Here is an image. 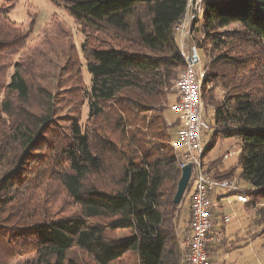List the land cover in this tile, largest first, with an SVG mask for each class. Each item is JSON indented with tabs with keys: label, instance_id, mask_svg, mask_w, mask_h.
I'll use <instances>...</instances> for the list:
<instances>
[{
	"label": "trees",
	"instance_id": "1",
	"mask_svg": "<svg viewBox=\"0 0 264 264\" xmlns=\"http://www.w3.org/2000/svg\"><path fill=\"white\" fill-rule=\"evenodd\" d=\"M51 1L82 29L100 33L105 46L81 45L89 88L66 86V78L53 89L51 77H31L24 60L13 64L5 82L3 55L24 36L0 21V264L25 253L34 258L24 264H76L68 259L75 247L90 264H114L131 251L137 264H183L178 216L186 193L179 204L173 202L181 171L172 145L179 120H167L165 112L187 65L176 27L189 0ZM201 4L194 31L200 29L211 43L220 40L213 30L234 23L264 37V0ZM245 44L224 42V51L242 55ZM195 46L205 52L202 41ZM224 56L219 53L203 68L206 104L213 82L228 79L219 71L235 58ZM69 69L77 76L78 61ZM235 73L229 75L235 83L229 94L214 105L209 98L215 131L202 159L218 137H239L238 181L246 183L245 205L251 209L264 202V80ZM85 98L88 117L82 126ZM224 155L206 170L216 178H235L234 166L219 168ZM34 192L46 201L39 209ZM54 196L68 198L77 213L51 216L45 204ZM190 200L191 195L184 208L188 221ZM255 219L264 240V207L256 208Z\"/></svg>",
	"mask_w": 264,
	"mask_h": 264
},
{
	"label": "rangeland",
	"instance_id": "2",
	"mask_svg": "<svg viewBox=\"0 0 264 264\" xmlns=\"http://www.w3.org/2000/svg\"><path fill=\"white\" fill-rule=\"evenodd\" d=\"M201 0H189L186 18L190 16L189 26L185 27L184 33L181 36L195 45L196 42L202 41L204 51H199L200 61L196 64L197 70L207 68V64L211 60H215L217 55L234 56L231 61L232 65L223 63L219 73L228 74V79L213 82L210 86L211 90L206 93L207 102L203 98L201 121L202 127L200 130V143L203 148L207 147L212 140L215 125H214V103L220 101L224 95L229 94L227 88H231L235 83L230 79L231 73L236 72L238 75L253 78L258 75L264 80V37L252 30H248L241 25L234 23L225 28H217L213 32L220 38L219 44L211 43V40L206 39L200 29L194 31L196 16L198 19L202 15ZM0 21L6 24L13 25L15 30L23 34L24 38L15 46L5 51L3 60L7 63L5 67L6 82L9 75L13 72V64L16 61H26L28 64L26 70L31 77H36L39 74L50 76L53 81L51 88L55 89L58 81L70 78L66 86H78L89 88L90 74L86 70V61L81 49L82 43L86 45H103L105 40L100 33L89 30L87 27L82 29V26L74 20L73 16L61 5L55 4L51 0H0ZM199 22L197 26L200 27ZM179 38V36H178ZM205 38V39H204ZM187 41V42H188ZM224 42L227 44H240L246 42V53H231L224 51ZM217 47V48H216ZM224 56V57H225ZM223 59H227L226 57ZM77 60L79 69L77 76L75 71H71V61ZM205 66V67H204ZM68 69L70 71H68ZM79 78V79H76ZM226 84V85H225ZM60 86V85H59ZM226 86V87H224ZM232 91V89L230 90ZM4 92L0 91V102ZM172 97V96H171ZM170 97V101L172 98ZM213 98V105L210 104L209 98ZM79 98H82L81 93ZM77 98L76 100H79ZM80 110L82 113V126L86 124L88 117V101H81ZM206 105V106H205ZM64 110L62 113H66ZM177 113L170 108L165 112L167 120L176 118ZM242 149V142L239 137L233 135L229 137H218L212 149L204 156V165L214 160H218L223 155L230 151L232 154L228 158H223L219 164L221 170H225L230 166L236 169L235 179L238 180V173L241 167L238 165V155ZM181 154V150L178 152ZM239 184L243 187L246 183L239 178ZM194 185H191L182 202L181 214L178 216V235L182 236L181 225L183 224V215H185V206L187 197L192 194ZM225 193L224 199L221 202L223 215H229L231 220L228 223H222L221 227L224 230V239L221 248L216 257H212L211 264H264V240L260 235L261 226L256 224L255 210L259 207H264V202L257 204L254 210L246 209L244 205L234 202L235 196H228ZM51 203L45 204V208L51 216H70L78 211V207L73 204L68 198L53 197ZM34 203L37 209L45 203L42 194L34 192ZM232 201V204L229 203ZM48 201V200H47ZM127 231H119L117 235L126 234ZM261 237H259V235ZM264 235V234H263ZM220 244V243H219ZM32 253L17 255L10 264H24L26 261L33 260ZM68 259L74 260L76 264H90L85 258L82 251L75 247L68 252ZM114 264H137L136 254L134 252L126 253L120 260Z\"/></svg>",
	"mask_w": 264,
	"mask_h": 264
},
{
	"label": "built area",
	"instance_id": "3",
	"mask_svg": "<svg viewBox=\"0 0 264 264\" xmlns=\"http://www.w3.org/2000/svg\"><path fill=\"white\" fill-rule=\"evenodd\" d=\"M187 27V18L184 15L176 30L182 36ZM186 59V54L182 51ZM187 61V59H186ZM204 71L197 70L196 63L187 61L185 69L180 73L175 88L177 100L171 106L178 115L179 127L173 140V148L180 151V170L187 164L191 165L190 180L194 185L189 204L190 221L181 238L183 248V264H208V247L223 240L222 232L213 231L211 218L210 194L216 190L226 191L235 196L234 201L247 203L249 198L243 193V188L235 178H216L207 172L202 155L204 148L200 143V130L202 127V96L201 84ZM232 152H226L224 158ZM229 203L232 201L229 200ZM229 216L222 217L223 222L229 221Z\"/></svg>",
	"mask_w": 264,
	"mask_h": 264
},
{
	"label": "crops",
	"instance_id": "4",
	"mask_svg": "<svg viewBox=\"0 0 264 264\" xmlns=\"http://www.w3.org/2000/svg\"><path fill=\"white\" fill-rule=\"evenodd\" d=\"M186 16V15H185ZM198 18V16H196V19ZM189 23H190V16L188 15L187 17V25L189 26ZM197 26V25H196ZM187 38L185 37H181L179 36L178 38V42H179V45L181 47V50L186 54V56L190 55L192 58H196V64L200 61V57H199V50L196 48V46L194 44H192V42L188 41ZM173 97V98H172ZM172 100L170 101V109L172 110L171 106L174 104V102L177 100V97L176 96H172ZM173 111V110H172ZM176 113V112H175ZM178 118V115H176V118L170 120V121H173L175 119ZM227 152H230V151H227ZM180 155V154H179ZM228 158V157H226ZM242 188H245L244 186ZM226 191H222V190H216L214 192H212L209 196L210 198V204H211V218H212V222H213V231L216 232V231H219V232H222L223 234V239H224V230L223 228L221 227L222 223H228L230 220H231V217L229 216V221L228 222H223L222 220V214L221 211H222V206H221V202L223 201L224 199V196H225V193ZM227 193V192H226ZM226 195L230 196L229 193H227ZM235 203L237 204H242L245 206L246 209H248L247 205H245V203H240L238 201H234ZM232 204V203H230ZM186 207V206H185ZM188 207V206H187ZM255 208H251V210H254ZM186 210V209H185ZM249 210V209H248ZM183 215V224L181 225V231L184 232V230L188 229V225H189V221H188V218H189V213L188 211L185 212V215ZM223 241V240H222ZM223 242H220V244H210L209 247H208V256H209V261H208V264H211L210 263V260L212 259V257H216L217 254H218V251L219 249L221 248V245H222Z\"/></svg>",
	"mask_w": 264,
	"mask_h": 264
},
{
	"label": "water",
	"instance_id": "5",
	"mask_svg": "<svg viewBox=\"0 0 264 264\" xmlns=\"http://www.w3.org/2000/svg\"><path fill=\"white\" fill-rule=\"evenodd\" d=\"M186 59L190 63H196L197 60L195 57L192 58L190 55L186 56ZM190 176H191V165L187 164L180 171V177L177 182V188L173 198L174 204H179L181 202L185 194L187 185L189 183Z\"/></svg>",
	"mask_w": 264,
	"mask_h": 264
}]
</instances>
